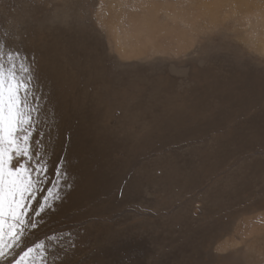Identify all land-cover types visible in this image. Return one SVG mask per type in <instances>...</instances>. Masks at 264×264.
<instances>
[{"label":"rangeland","instance_id":"obj_1","mask_svg":"<svg viewBox=\"0 0 264 264\" xmlns=\"http://www.w3.org/2000/svg\"><path fill=\"white\" fill-rule=\"evenodd\" d=\"M209 1L188 49L129 56L104 25L138 29L139 0H0V43L34 77L50 180L65 171L23 241L54 243L46 264H264V20Z\"/></svg>","mask_w":264,"mask_h":264},{"label":"snow or ice","instance_id":"obj_2","mask_svg":"<svg viewBox=\"0 0 264 264\" xmlns=\"http://www.w3.org/2000/svg\"><path fill=\"white\" fill-rule=\"evenodd\" d=\"M33 79L26 58L19 51L6 52L0 43V261L10 257V264H46L55 244L46 246L41 240L24 246L23 241L28 229L37 227L41 214L54 210L60 191L53 188L65 176L61 163L52 169L55 180L49 178L51 156L43 150L44 133L38 130ZM49 183L53 188L45 189ZM67 235L74 246L72 234ZM59 239L58 235L49 237L52 242Z\"/></svg>","mask_w":264,"mask_h":264},{"label":"bare ground","instance_id":"obj_3","mask_svg":"<svg viewBox=\"0 0 264 264\" xmlns=\"http://www.w3.org/2000/svg\"><path fill=\"white\" fill-rule=\"evenodd\" d=\"M141 1H143V2H141ZM150 2L151 1H147V0H139V5L142 6L145 9L144 11L141 12V15H143L144 17H143V19H142V17H140L141 25H139L140 27L138 29H134L133 28V31H128L129 29L128 30L124 29V28H126L127 24L126 23L123 24L124 23L123 19L120 22V25L123 24V27H124L122 32L119 31L118 26H117V23L119 21L116 23L113 20H110V18H109V20L107 22L104 21L105 19L103 20L104 22H106L104 27L107 30V32L110 35L114 34L113 35L114 38H115L114 42L116 43L117 49L122 51V52L123 51L126 52V54H127V52H130V54L131 53L132 54L133 53H137L138 54V52H139L138 55H140V53L141 54L146 53L145 50L147 51L148 49H152V50L154 49L155 51H159V50H165V51L174 50L175 52H178L179 50L185 51L186 49H188L190 47V45L186 41V36L188 35V32L190 33L192 31H194V33H195V29L193 27H191L192 26L191 23L192 22L195 23L196 21L199 20V15L202 12L201 9H203L202 7L205 6V8H207V6L210 3V1L209 0H195V1L190 0L188 2L187 6H185L183 4L182 0H175V1L174 0H165V1H158V2L154 1V3H150ZM255 5L256 4H253V6H252L251 0H243V12L245 14V20H247L248 22H250L249 16L252 14V11H253L255 17L257 16V18H258L260 16L264 20V10H259L260 12L257 11L254 8ZM109 7L111 9H113L114 11H116V6L112 2H110ZM94 8H97V7H94ZM133 8H134V6H133ZM207 10H209V9H207ZM67 12L68 11H66V13ZM154 12H156V13H154ZM65 14H62V15H65ZM131 14H133V13H131ZM54 16H56V15H54ZM108 16H110V14ZM128 16L130 17L129 12H128ZM51 17H52V15H51ZM152 17H154L155 20H156L155 22H157L158 25H160L161 28H159V27L158 28L159 29H163V30H158L153 25V22L150 20V18H152ZM216 19H217V15H211L210 16V20L211 21H214ZM135 20H136V18L132 17V20L130 21V25L131 26L134 25V21ZM47 21H49V20H47ZM66 21L63 22V23H66ZM96 21L98 22L97 19H96ZM251 22L248 25H250ZM39 23H41V22H39ZM143 23L148 24L149 26L145 29ZM33 26H34V24H33ZM37 27H39V25ZM169 31H171L172 35H170V34L168 35ZM162 34H163L164 37L167 38V40H168L167 42H165L164 40H162V41L160 40L159 37ZM110 35H108V36H110ZM171 41L173 43V46H177L178 49H176L175 47L171 46V43L169 45V42H171ZM114 42H112V43L114 44ZM136 46H137V49H135ZM139 46H141V47H139ZM127 55H129V54H127ZM131 55H129V56H131ZM144 57H146V56H144ZM145 69H146V67H145ZM135 73H137V72H135ZM139 73H141V72H139Z\"/></svg>","mask_w":264,"mask_h":264}]
</instances>
